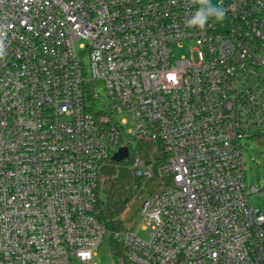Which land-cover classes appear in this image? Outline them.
<instances>
[{
	"label": "built area",
	"instance_id": "obj_1",
	"mask_svg": "<svg viewBox=\"0 0 264 264\" xmlns=\"http://www.w3.org/2000/svg\"><path fill=\"white\" fill-rule=\"evenodd\" d=\"M248 138L264 0H0V264H96L105 234L115 264H264ZM123 161L156 183L109 230L101 171Z\"/></svg>",
	"mask_w": 264,
	"mask_h": 264
},
{
	"label": "trees",
	"instance_id": "obj_2",
	"mask_svg": "<svg viewBox=\"0 0 264 264\" xmlns=\"http://www.w3.org/2000/svg\"><path fill=\"white\" fill-rule=\"evenodd\" d=\"M150 148L151 145L146 152ZM100 177L101 197L95 207L96 216L109 230L132 226L142 199L151 192L156 179L142 181L127 161L111 163L102 169Z\"/></svg>",
	"mask_w": 264,
	"mask_h": 264
},
{
	"label": "rangeland",
	"instance_id": "obj_3",
	"mask_svg": "<svg viewBox=\"0 0 264 264\" xmlns=\"http://www.w3.org/2000/svg\"><path fill=\"white\" fill-rule=\"evenodd\" d=\"M80 50L77 49V52ZM178 55L186 54V51L177 52ZM84 64L88 69V55L83 56ZM98 92L102 90L98 88ZM129 127H133V122L128 118ZM242 156L245 167V182L247 187L250 185L256 187L259 191L250 193L248 196L249 204L259 208L264 213V144L256 139H245L242 145ZM138 234L144 238L147 237L148 231L139 230ZM110 235L105 234L99 248L96 251L94 262L96 264H115V259L112 256Z\"/></svg>",
	"mask_w": 264,
	"mask_h": 264
},
{
	"label": "water",
	"instance_id": "obj_4",
	"mask_svg": "<svg viewBox=\"0 0 264 264\" xmlns=\"http://www.w3.org/2000/svg\"><path fill=\"white\" fill-rule=\"evenodd\" d=\"M128 156V150L126 147L120 148L114 155L112 156V159L115 161H121L125 159Z\"/></svg>",
	"mask_w": 264,
	"mask_h": 264
},
{
	"label": "clouds",
	"instance_id": "obj_5",
	"mask_svg": "<svg viewBox=\"0 0 264 264\" xmlns=\"http://www.w3.org/2000/svg\"><path fill=\"white\" fill-rule=\"evenodd\" d=\"M224 17H225V11H224V10H221V11L217 14L216 19H217L218 21H222V20L224 19Z\"/></svg>",
	"mask_w": 264,
	"mask_h": 264
}]
</instances>
